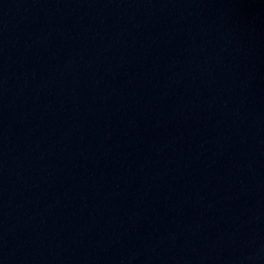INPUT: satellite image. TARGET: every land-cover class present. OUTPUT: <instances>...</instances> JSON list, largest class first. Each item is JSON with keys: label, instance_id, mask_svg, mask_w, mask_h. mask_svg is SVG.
<instances>
[{"label": "water", "instance_id": "95a60500", "mask_svg": "<svg viewBox=\"0 0 264 264\" xmlns=\"http://www.w3.org/2000/svg\"><path fill=\"white\" fill-rule=\"evenodd\" d=\"M0 264H264V0H0Z\"/></svg>", "mask_w": 264, "mask_h": 264}]
</instances>
